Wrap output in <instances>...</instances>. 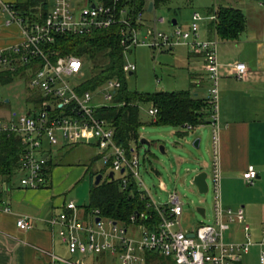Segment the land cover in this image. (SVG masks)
I'll return each instance as SVG.
<instances>
[{"label": "built area", "instance_id": "1", "mask_svg": "<svg viewBox=\"0 0 264 264\" xmlns=\"http://www.w3.org/2000/svg\"><path fill=\"white\" fill-rule=\"evenodd\" d=\"M51 1V9L44 19L35 22H28L17 15L12 4L2 5V9L8 14L7 23L14 22L21 26L23 41L10 52H0V68L10 72H14L17 67L23 68L28 77L29 89L36 91L40 97L39 108L36 107L34 111L17 115L15 119L0 118V135H16L21 143L22 153L18 168L25 174L19 184L30 190L45 186L47 158L44 154L49 151L45 149L44 142L51 149L60 144L75 146L90 139L99 150L98 158L106 166V171L113 174L112 179L118 180L123 190L127 189L132 181L139 194L147 198L146 208L153 211L152 215L136 212L130 216L129 223L123 225L102 218L99 211L94 210L89 215L91 223L85 224L78 219L75 204L69 202L66 208L71 214L61 213L50 220L51 225H61L68 229L69 236L65 240L68 253L85 256L108 252L117 257L121 264H240L241 254L248 252L250 246L248 226L244 224L242 227L247 239L245 243H227L223 234L231 224L244 223L243 209H223L219 198L217 133L220 66L216 57L218 41L215 30L212 31L213 37L210 39H201L199 35L203 22H216V2L207 15L193 12L187 28L175 26L171 32H166L145 27L144 11L133 13L126 5H122L120 0H83L80 5L73 4L72 0ZM155 22L159 25L165 24L162 17L155 19ZM111 27L118 28L119 42L124 54L138 46L156 49L181 45L187 47L190 53L202 57L205 78L209 84L205 99L209 108L207 124L212 132V169L209 177L213 208L212 223L200 225L192 232V238L180 229L182 203L176 193H170L167 203L159 206L148 196L147 191L142 189L139 175L141 161L138 153L133 147L127 150L117 144L113 126L99 115L102 109L111 106L92 105L91 91L81 90L82 83L72 84L71 80H78L87 60L74 55H59L49 47L58 36H87L96 30ZM230 69L237 79H243L246 74V66L240 62L232 64ZM135 70L133 63L124 64L122 67L125 76ZM120 87L117 79L108 80L102 85L104 99L111 102L112 106L115 105L114 97ZM156 113L155 108L148 111L152 121ZM181 128L187 132L194 129L190 125ZM256 178L255 168L252 165L247 166L242 174L243 181L253 184ZM9 211V207L0 202V212ZM96 218H99L98 222L95 221ZM145 221H148L147 224ZM16 226L19 230L32 227L25 219H18ZM133 230H136V236L133 235ZM72 231L78 232L81 237L72 235ZM147 253L159 256L164 261H147ZM54 260L67 264H85L82 260L71 262L56 257ZM260 262H264L263 257Z\"/></svg>", "mask_w": 264, "mask_h": 264}, {"label": "crops", "instance_id": "2", "mask_svg": "<svg viewBox=\"0 0 264 264\" xmlns=\"http://www.w3.org/2000/svg\"><path fill=\"white\" fill-rule=\"evenodd\" d=\"M25 1L0 0V52H10L12 48L19 46L23 41L21 26L14 22L7 23L8 14L2 9V5H13ZM220 5L239 10L245 20L244 30L234 41H220L217 34H215L218 41L216 57L220 66L218 85L219 129L217 133L220 205L223 209L227 208L228 205H234L236 208L239 207L243 210L250 211L253 208L264 210V0H220ZM147 7L148 3L146 2L144 14L153 12L154 4L150 12H147ZM208 11L209 8L206 9L205 15L208 14ZM2 15L5 17H2ZM143 20L145 27L157 28L155 19V24L148 19L145 20L144 15ZM173 20L175 25H172L171 20V26H178L177 21ZM199 35L201 39L213 37L207 22L200 25ZM188 54L191 57L190 59L195 58L200 61L198 63L201 66V73H203V77L190 76L192 78L191 86H202L206 81L202 57L189 51ZM238 62L246 66V74L243 79L235 78L230 69L232 64ZM16 70H19L20 74L14 75L13 78L25 75L23 68L17 67ZM5 71L8 70L0 68V73ZM195 96L198 97L197 94ZM31 105L33 108L26 110L25 113L35 110L33 101ZM151 108L153 107L151 106ZM15 117L16 115H10L8 112L1 110L0 118L9 120L15 119ZM195 140H198L197 148H199L200 139ZM44 146L49 151V153L44 154L47 158L45 186L36 190L20 186L19 181L25 172L19 170V168L8 181L0 177V202L10 209L6 213L0 212V264H67L62 261H55V257L71 261L66 258L69 254L65 241L69 236L68 229L61 225H51L50 220L61 213L68 215L72 213L67 210L66 204L73 201H66L64 193L66 191L70 192L75 184L82 180L83 173L85 175L89 173L91 165H83V168H75L71 164L63 165L64 151L72 146L60 144L58 149H61V151L59 152L47 148L46 142H44ZM78 146L95 147L94 141L90 139L78 144ZM96 158H98V155ZM249 165H252L257 172V178L253 184H246L242 179V174ZM211 169L212 153L209 164L202 163L197 173H207V170L211 172ZM106 174V178L112 179L107 171ZM62 181L63 183L60 186L56 185V182ZM237 184L250 186V190H253V196L247 200H238V203L231 204L235 200L232 194ZM60 188H64L65 191H61ZM75 206L78 219L85 224H90L88 218L91 210H88L85 206L79 207L76 204ZM205 216L204 210L203 217ZM18 219L28 220L32 227L28 230H19L16 226ZM237 224L236 226L242 229L243 223ZM247 226L249 228L250 246L248 252L241 254L240 264H244L243 260L245 258L243 257L251 253L255 261L264 264V262H260L261 257L264 259V227L253 225L252 222L248 223ZM186 233L191 234L192 232L188 231ZM242 233V241H227V243H245L247 239L243 229ZM72 235L81 237L75 231H72ZM158 258L161 257L152 258L150 255H145L147 261L158 260ZM80 260L83 261L81 258L76 261ZM250 260L251 258H246L245 261L248 263Z\"/></svg>", "mask_w": 264, "mask_h": 264}, {"label": "rangeland", "instance_id": "3", "mask_svg": "<svg viewBox=\"0 0 264 264\" xmlns=\"http://www.w3.org/2000/svg\"><path fill=\"white\" fill-rule=\"evenodd\" d=\"M92 1L97 2V0ZM82 2L83 0H72L75 5L83 4ZM215 2L217 5L220 4V0H170L165 5L155 7L153 12L145 13L144 19L154 23V19L162 17L165 24H156V27L166 32L173 30V27L169 24V21L173 19L177 21L179 27L185 29L193 12H198L204 16L206 9L211 8ZM190 58L185 46H175L171 49H153L144 46L132 48L125 52L123 59L125 65L133 63L136 67V70L126 77V88L129 91L140 93L189 91L191 95L197 94L199 98H206L209 84L205 80L202 86H191L192 78L190 76L203 77V73H201L199 60ZM89 78L90 64L87 62L79 74L78 80L72 79L71 82L72 84L84 83ZM103 90L104 88L100 86L91 92L92 105L112 106L111 102L104 99ZM38 96L39 94L36 91L29 89L26 75L16 76L10 83L5 85L0 83V107H2L0 108V114L1 110L8 112L10 115L23 114L26 110L33 108L32 101L33 105L35 104L34 107L39 108ZM150 109V104L138 105L139 140H145L149 143V146L140 144V142L133 145L141 161L139 175L142 180V189L146 190L148 196L159 206L167 203L170 193H176L182 203L180 229L185 233L188 231L195 232L200 225L212 223L213 192L209 170H207L209 190L206 194H199L194 185L191 184V179L199 170L200 165L202 163L209 164L211 161V128L206 124L186 133L180 127L154 125L152 124V117L148 114ZM195 139H200L199 148L192 146ZM159 146H163L164 153L159 151ZM59 147L56 146L50 150L59 152L61 151V149H58ZM64 152L63 165L71 164L75 168L91 165L89 172L101 174L102 181L105 180L107 176L106 166L100 159L96 158L99 154L98 149L93 146L77 145L68 147ZM95 178L96 176L91 178L89 173L86 175L83 173L82 180H79L70 192L66 191L64 193L66 201L71 200L79 207H87L89 205V192ZM62 183L63 181L56 182V185L60 186ZM250 188L246 184H237L232 194L235 200L231 204L252 197L253 190L251 191ZM60 190L65 191L64 188H60ZM197 208H203L206 216H201L197 212ZM238 208L234 205H228L225 209L236 211ZM243 212V225L252 222L253 225L264 227V210L253 208L250 211L245 209ZM89 222L91 223V219H89ZM104 224L106 226V222ZM236 225L238 224H231L230 230L228 229L223 234L225 242L243 240L242 229ZM128 234H130V230ZM133 235H137L136 230H133ZM66 258L73 262L81 258L87 264H121L117 257L110 255L108 252L102 255L89 254L85 256L68 254ZM243 258H245L243 260L244 264H259L252 257V253L245 255ZM246 258H251L250 262L247 263ZM158 261H160L159 258Z\"/></svg>", "mask_w": 264, "mask_h": 264}, {"label": "trees", "instance_id": "4", "mask_svg": "<svg viewBox=\"0 0 264 264\" xmlns=\"http://www.w3.org/2000/svg\"><path fill=\"white\" fill-rule=\"evenodd\" d=\"M111 2L112 0H103ZM170 0H153L154 8L165 5ZM133 13L144 11L146 0H120ZM51 0H26L24 3L13 4L17 15L28 22L41 21L51 9ZM216 22L209 24L211 31L215 30L220 41H234L244 30L245 20L242 13L231 7L217 5ZM209 8L208 13L212 11ZM118 28L96 30L87 36H58L49 47L59 55H74L84 57L90 64V78L82 83L81 90L93 92L108 80L117 79L121 87L114 97V106L104 108L99 115L105 118L114 129V139L117 144L127 150L136 145L139 140L138 105L150 104L156 109L154 125L193 128L206 125L208 122V106L205 98H198L188 91L140 93L126 88V77L123 74V47L120 45ZM16 72L0 73V83L11 82ZM187 132V131H186ZM184 133V132H182ZM180 134V132H179ZM22 147L16 135H0V177L8 181L16 173ZM53 167V166H52ZM47 173V169H46ZM90 177L97 173L89 172ZM147 198H143L135 184L130 181L127 189H121L116 179L105 178L98 185H92L89 192L88 210H98L101 217L127 225L134 213L144 212L152 215L153 211L146 208ZM154 218V216H152ZM154 221H157L154 219ZM148 221H145L147 224ZM157 257L155 255H151ZM164 261V259H161Z\"/></svg>", "mask_w": 264, "mask_h": 264}, {"label": "water", "instance_id": "5", "mask_svg": "<svg viewBox=\"0 0 264 264\" xmlns=\"http://www.w3.org/2000/svg\"><path fill=\"white\" fill-rule=\"evenodd\" d=\"M93 5H91L92 7ZM152 7H153V2H149L148 3V7H147V12H150L152 10ZM172 25H175V21L172 20ZM128 75H131V73H129ZM48 109V108H47ZM140 144H143V145H146V146H149V143L146 142L145 140H140ZM192 146L194 148H197L198 147V140H195V142L192 143ZM159 151L161 153H164V148L163 146H159ZM113 174L112 173H109V177L112 178ZM207 178H208V175L206 172H199L197 174H195L192 179H191V184L194 185V187L196 188L197 192L199 194H206L208 192V183H207ZM101 180V175L98 174L95 178V182H94V185H98L99 182ZM197 212L201 215V216H204V209L203 208H197ZM96 222L99 221V218H96L95 220ZM115 223V222H114ZM188 237H193L194 235L191 233V234H187Z\"/></svg>", "mask_w": 264, "mask_h": 264}]
</instances>
